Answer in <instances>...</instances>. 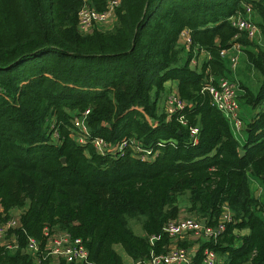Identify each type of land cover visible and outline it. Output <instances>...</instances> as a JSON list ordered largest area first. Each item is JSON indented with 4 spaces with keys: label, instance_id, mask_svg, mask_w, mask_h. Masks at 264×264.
<instances>
[{
    "label": "trees",
    "instance_id": "1",
    "mask_svg": "<svg viewBox=\"0 0 264 264\" xmlns=\"http://www.w3.org/2000/svg\"><path fill=\"white\" fill-rule=\"evenodd\" d=\"M91 1L102 8L106 0ZM246 3L258 37H235L228 19ZM79 5L0 0V223L22 208L10 229L17 246L0 247V264H43L36 255L46 254L55 228L83 239L88 257L78 264H127L117 244L143 261L170 243L162 227L179 217L184 192V210L206 225L225 207L232 212L193 264H202L205 246L219 255L216 264H264V199L250 182L256 176L264 187V0H120L110 28L86 33L78 28ZM185 28L187 46L179 40ZM201 50L208 57L198 69L190 62ZM210 76L237 83L243 140L203 88ZM169 79L185 103L171 114L161 100ZM86 108L91 136L129 138L154 157L140 158L130 146L99 153L77 141L72 117ZM132 216L141 217L143 233L130 226ZM153 234L159 237L151 242ZM29 236L38 241L36 254L25 248Z\"/></svg>",
    "mask_w": 264,
    "mask_h": 264
},
{
    "label": "built area",
    "instance_id": "2",
    "mask_svg": "<svg viewBox=\"0 0 264 264\" xmlns=\"http://www.w3.org/2000/svg\"><path fill=\"white\" fill-rule=\"evenodd\" d=\"M120 5V0H106L102 8L96 7L91 0H80V5L77 10L78 28L82 33L91 31L94 27L98 28L101 22H113L116 19V9ZM230 23L237 29L235 37L243 32L248 38L258 37L260 30L257 23L252 18V7L245 4L244 7L229 16ZM179 40L186 46L190 43L191 38L187 28L181 30ZM232 46L238 49L239 43L234 41ZM230 49V48H229ZM228 50L222 49L221 53H226ZM231 64L235 66L237 53H230ZM236 83L228 77L221 76L216 81L210 76L203 88L211 95L212 103L221 110L228 118L231 127L234 131H240L244 127V120L241 117L240 104L237 98ZM184 101L179 98L177 91H169L165 97V111L171 114L177 109L183 108ZM89 108L84 109L80 113L72 117V126L75 131V137L79 142H90L94 149L99 153L109 151L121 153L126 146H130L138 157L146 159L154 157L152 148L143 147L133 143L129 138H124L117 142H109L103 136L90 135L87 124V115ZM149 119V118H148ZM180 121L185 124V119L180 117ZM151 122V120H150ZM198 127L195 125L189 126L191 138L195 141ZM232 219L230 208L225 207L221 213L219 221L215 225H206L201 222V219L194 216H182L168 219L162 227V230L170 237V243L166 245V249L161 252L151 251L145 260H136L135 264H193L192 253L187 246L180 245L177 240L181 238L193 236L198 239L204 236L206 241L217 234L224 228L225 221ZM19 220L10 216L0 223V247L14 249L17 246L16 240L10 231L16 227ZM45 227L44 231H46ZM12 234L13 241L5 240L8 233ZM159 235H150L149 240L152 242ZM38 241L35 237L29 236L26 241V250L36 254L38 250ZM202 264H216L219 262L217 252L205 246L202 251ZM88 257V249L79 236L73 235L70 231L63 228H55L52 233L48 234L47 252L41 256L36 255L39 263L43 264H68L79 263L86 261Z\"/></svg>",
    "mask_w": 264,
    "mask_h": 264
},
{
    "label": "crops",
    "instance_id": "3",
    "mask_svg": "<svg viewBox=\"0 0 264 264\" xmlns=\"http://www.w3.org/2000/svg\"><path fill=\"white\" fill-rule=\"evenodd\" d=\"M105 23H100L98 24V26H101V25H104ZM186 54V52H185ZM199 54L201 55L200 59H199V62L197 63V61L193 63L192 59H191V62H190V65H196L198 69H200V66L203 62L204 59H206L208 57V54L206 51L204 50H201L196 56L199 57ZM186 56V55H185ZM241 58V57H240ZM165 84H168L170 86V91H177V80L176 79H169L167 81H165ZM168 91H166L162 97V104L164 105L165 103V97L167 95ZM244 136L243 134L241 135V140H243ZM250 182H251V185H253V189L254 191L257 190V195H260V197L262 199H264V187L260 184V181L256 180L255 178H251L250 179ZM178 204L181 206V212H180V215L179 217H182V216H189L188 213L184 210V208L188 205L189 203V200H188V193L187 192H184L182 194H179L178 195V200H177ZM22 211V208L20 207H15V208H12L10 210V214L12 216H14L15 218H17L19 220V215H20V212ZM141 227V226H140ZM244 231V230H243ZM242 231V232H243ZM140 233H143V230L142 228L139 230ZM138 232V233H139ZM189 242L187 243V247L189 248V250L193 253H195V251L198 249V247H200V244L204 241H206V238H204V236L202 235V237H199L200 239L196 238V237H193V236H188V237H185ZM5 240H9V241H13V238H12V234L9 232L7 234V236L5 237ZM178 241V240H177ZM184 241V239H183ZM123 257V256H122ZM125 261H127L128 263L127 264H135V261L131 258V257H124L123 258ZM221 260L219 259V262Z\"/></svg>",
    "mask_w": 264,
    "mask_h": 264
},
{
    "label": "rangeland",
    "instance_id": "4",
    "mask_svg": "<svg viewBox=\"0 0 264 264\" xmlns=\"http://www.w3.org/2000/svg\"><path fill=\"white\" fill-rule=\"evenodd\" d=\"M101 23H105L104 25H101V26H98V28H101V29H108V28H110L111 27V25H112V22H101ZM100 24V23H99ZM257 40H260V39H257ZM238 52H239V58H238V62H237V65H238V63L240 64V66H243L245 63L243 62V61H240V57H242V56H244V53H243V50L242 49H239L238 50ZM200 57H201V55L199 54V57H197L196 55L192 58V61H193V63H194V61L196 62L197 61V63L199 62V59H200ZM241 62H242V64H241ZM237 67V66H236ZM243 70H244V68H243ZM252 71V70H251ZM251 71H246L245 72V74H248L250 77H251V79H253V81H252V86H254L253 88H256V86H257V84H258V82H256V79H255V77H254V75H253V72H251ZM232 77V76H231ZM234 80L237 82V80L234 78ZM236 85H237V83H236ZM168 90H170V86L168 85V84H165V90L163 91V92H166V91H168ZM240 92V91H239ZM235 134L238 136V137H240L242 134H245V131H244V127L240 130V131H235ZM251 178H255L256 180H258V178L256 177V176H250V179ZM259 181V180H258ZM253 186V185H252ZM129 224H130V226L133 228V230L135 231V232H139V230L141 229V227H140V225H141V217H139V219L137 218V217H134V216H132V217H130V219H129ZM140 233V232H139ZM182 240L184 239V237L183 238H181ZM185 241H187V243L189 242L186 238L184 239ZM116 249L118 250V252L123 256V258L124 257H128V255L126 254V252H125V250L119 245V244H117L116 245ZM126 263H128L127 261H126Z\"/></svg>",
    "mask_w": 264,
    "mask_h": 264
},
{
    "label": "water",
    "instance_id": "5",
    "mask_svg": "<svg viewBox=\"0 0 264 264\" xmlns=\"http://www.w3.org/2000/svg\"><path fill=\"white\" fill-rule=\"evenodd\" d=\"M238 151H239L240 154H243L244 149L243 148H239ZM61 161L64 163L65 162V158L64 157H61ZM254 195L257 196V190L254 192ZM201 222L202 223H205V220L204 219H201Z\"/></svg>",
    "mask_w": 264,
    "mask_h": 264
},
{
    "label": "clouds",
    "instance_id": "6",
    "mask_svg": "<svg viewBox=\"0 0 264 264\" xmlns=\"http://www.w3.org/2000/svg\"><path fill=\"white\" fill-rule=\"evenodd\" d=\"M24 250V249H23Z\"/></svg>",
    "mask_w": 264,
    "mask_h": 264
}]
</instances>
